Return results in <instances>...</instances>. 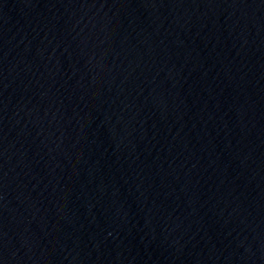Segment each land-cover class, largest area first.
<instances>
[{"label":"water","instance_id":"obj_1","mask_svg":"<svg viewBox=\"0 0 264 264\" xmlns=\"http://www.w3.org/2000/svg\"><path fill=\"white\" fill-rule=\"evenodd\" d=\"M0 264H264V0H0Z\"/></svg>","mask_w":264,"mask_h":264}]
</instances>
